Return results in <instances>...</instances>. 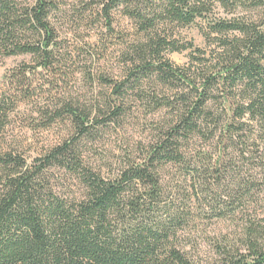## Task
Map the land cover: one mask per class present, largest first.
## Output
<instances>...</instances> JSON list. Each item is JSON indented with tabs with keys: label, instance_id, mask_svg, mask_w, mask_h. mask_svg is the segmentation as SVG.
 Segmentation results:
<instances>
[{
	"label": "clouds",
	"instance_id": "obj_1",
	"mask_svg": "<svg viewBox=\"0 0 264 264\" xmlns=\"http://www.w3.org/2000/svg\"><path fill=\"white\" fill-rule=\"evenodd\" d=\"M182 11L0 2V205L39 217L30 264H67L73 224L136 264H264V82L221 43L264 34V0Z\"/></svg>",
	"mask_w": 264,
	"mask_h": 264
},
{
	"label": "trees",
	"instance_id": "obj_2",
	"mask_svg": "<svg viewBox=\"0 0 264 264\" xmlns=\"http://www.w3.org/2000/svg\"><path fill=\"white\" fill-rule=\"evenodd\" d=\"M161 2L169 19L185 23L191 20V12L182 11V6L187 3V0H167L166 3L165 0H161ZM152 23L153 21H147L141 25V28L150 26ZM221 43L228 46L231 57L238 61L229 66L230 72L235 76L246 77L253 86L256 82H264V67L258 63V58L264 59V34L257 33L249 36L239 46L231 44L227 39ZM240 48L247 49V55L241 52ZM164 78L167 79V77ZM172 78L180 80L175 73L172 74ZM173 86L178 85H169V87ZM261 109L264 110V105H261ZM81 119L86 117L82 116ZM11 224L16 225L19 235L8 231V226ZM23 229H31L32 242L29 241L27 233L22 231ZM64 244L71 257L67 264H81L80 257H88L87 264H136L132 255L119 249L113 250L100 246L75 224L71 225L70 230L65 234ZM47 247L49 245L43 237L42 225L34 212L12 210L11 202L0 205V262L2 264H16L17 260L22 264H30L33 254L46 251ZM11 254H14V258H10ZM260 260L264 261V256ZM55 264H61L59 256Z\"/></svg>",
	"mask_w": 264,
	"mask_h": 264
}]
</instances>
